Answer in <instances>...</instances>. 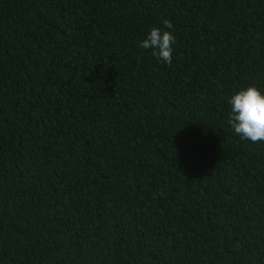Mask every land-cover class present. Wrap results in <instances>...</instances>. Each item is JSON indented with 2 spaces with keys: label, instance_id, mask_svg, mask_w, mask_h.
<instances>
[{
  "label": "trees",
  "instance_id": "trees-1",
  "mask_svg": "<svg viewBox=\"0 0 264 264\" xmlns=\"http://www.w3.org/2000/svg\"><path fill=\"white\" fill-rule=\"evenodd\" d=\"M249 86L264 0H0V264H264Z\"/></svg>",
  "mask_w": 264,
  "mask_h": 264
},
{
  "label": "clouds",
  "instance_id": "clouds-1",
  "mask_svg": "<svg viewBox=\"0 0 264 264\" xmlns=\"http://www.w3.org/2000/svg\"><path fill=\"white\" fill-rule=\"evenodd\" d=\"M163 29L152 27L145 39L138 43V48L152 50L158 60L171 65L173 45L176 38L170 29V20L162 21ZM231 106L227 123L235 135L252 144H264V93L257 87L249 86L234 93L228 100Z\"/></svg>",
  "mask_w": 264,
  "mask_h": 264
}]
</instances>
